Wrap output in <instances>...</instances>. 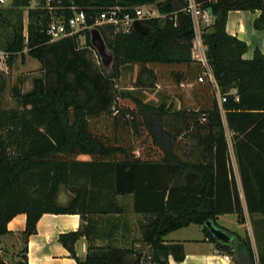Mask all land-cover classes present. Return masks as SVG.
<instances>
[{"label":"trees","instance_id":"trees-1","mask_svg":"<svg viewBox=\"0 0 264 264\" xmlns=\"http://www.w3.org/2000/svg\"><path fill=\"white\" fill-rule=\"evenodd\" d=\"M194 1L212 11L201 41L213 81L191 58L194 31L180 0H75L89 27L106 7L129 11L153 5L159 14L143 21L149 34L97 27L114 54L110 76L87 58V49L94 52L88 29L51 42L43 2L31 8L30 0H11V8L0 7L7 66L26 55L42 73L26 93L11 88L17 108H0V237L16 215L26 217L20 234L24 247L14 264H27V239L46 213L79 215L80 228L58 237L76 264H169L170 257L181 263L182 243L164 237L191 224L201 226L219 252L231 254L232 247L217 242L204 226L211 221L218 227L216 217L224 214L244 222L229 143L246 212L264 217V48L246 60V44L225 31L230 11L258 12L253 28L264 31V0ZM128 65L137 67L133 88L171 82L178 108L115 90ZM3 89L0 84V95ZM185 90L193 108L181 105ZM217 95L226 101L219 105ZM100 121H106L105 128L97 126ZM60 187L72 194L65 206L58 203ZM80 237L87 242L84 259L74 251ZM235 240L253 264L249 240ZM0 264H9L1 254Z\"/></svg>","mask_w":264,"mask_h":264},{"label":"crops","instance_id":"crops-1","mask_svg":"<svg viewBox=\"0 0 264 264\" xmlns=\"http://www.w3.org/2000/svg\"><path fill=\"white\" fill-rule=\"evenodd\" d=\"M258 15V12L252 13L246 11H230L227 13L225 31L228 35L235 37L246 44L247 48L243 56L246 60L252 58L255 49L263 52L264 31H256L253 28V22ZM155 17H159V14L154 10L153 18ZM104 26L106 25L101 27ZM79 42L81 44H85L84 37H80ZM217 101L219 104V95H217ZM230 146L231 145L229 143V147ZM231 164L235 176L238 195L243 208L244 222L242 224L238 222L236 215L238 230L241 234L236 231H230L218 223L222 217L235 214L217 216L215 222L220 229L226 231L234 239H236V237L241 239L247 238L253 253V264H259V256L264 257V217L257 214H247L234 158L233 161L231 160ZM25 221L26 217L24 214L16 215L7 224L8 234L0 237V254L9 264H13V261L17 259V257L9 253V249H11L14 244L12 239H18L21 237L20 234L25 229ZM80 225V217L77 214H43L36 223V233L27 239V264H76L71 258L69 252L59 243L58 237L61 234L77 231L80 228ZM192 225L197 228L196 237L193 239L172 238L174 234L181 229L171 232L164 237V241L167 243H182L185 255L184 260L181 263L174 262V260L170 257L168 260L169 264H235V252L231 251V254L219 252L216 244L211 242L204 235L201 226L191 224L182 229H188ZM243 230L245 233H243ZM235 242H238V240H235ZM86 249V239L84 237H80L74 244L76 256L80 259H84L86 256ZM224 256H229L230 261H225ZM236 258L240 264H250L249 260H247L248 258H246L245 252H238Z\"/></svg>","mask_w":264,"mask_h":264},{"label":"rangeland","instance_id":"rangeland-1","mask_svg":"<svg viewBox=\"0 0 264 264\" xmlns=\"http://www.w3.org/2000/svg\"><path fill=\"white\" fill-rule=\"evenodd\" d=\"M181 2L186 4V0H180ZM11 0H6L0 7L1 9H7L11 8ZM30 7L35 8L36 3L34 1L30 2ZM144 7V12L147 11H153L155 10L157 13L156 8L153 5H143ZM24 24L27 23V15L26 12L24 13ZM202 31V29H201ZM0 33H2V30H0ZM3 41V35L1 34L0 37V42L2 43ZM1 47L2 44H0V84L3 85V91L0 95V108H5V109H14L17 108V103L15 100L11 97L10 90L11 88H18L22 93H26L31 89L32 86V80L34 78H37L42 75L41 73V67L38 62L35 60L29 58L28 56H24V59L21 61V58L19 55L17 58L13 61L11 67L7 66L6 60L7 56L3 55V52H1ZM85 47L84 44H81L79 42V48ZM87 58L88 60L94 65L95 67H98L99 70L101 67L99 66V60L95 53L91 51L90 49H87ZM25 53V52H24ZM137 73V67L135 66H125L122 68L120 76L118 79L114 82V89L117 91H132L134 95L137 97L143 99L145 102H150L153 104H158L161 103L162 101L165 102L166 104H169L171 102L174 107L179 106V102L174 99V88L171 82L163 80L162 84L157 88H150L146 90H141L138 88H133V83L136 77ZM181 105L187 109L193 108V103L190 99L189 92L185 90L182 93V101ZM106 121H100L98 122L97 126L105 128L106 127ZM226 132V137L229 142V133L227 130ZM229 155L231 160L233 161V152L231 150V146L229 147ZM80 161H87L88 157L87 156H80L79 159ZM72 198L71 192L66 189L65 187H60L59 193H58V203L62 206L67 205V203L70 201ZM220 225H223L226 227L228 230L233 231V232H239L238 230V224H237V219L236 215H227L225 217H222L220 221L218 222ZM196 226L192 225L188 229H181L178 232L174 234L172 238H179V239H193L196 237ZM238 230V231H237ZM243 233L245 231L243 230ZM241 234V233H240ZM14 244L9 249V253L17 257L15 261H13V264L20 259V254L22 252V249L24 247V241L22 237L13 238L12 239ZM144 253L146 250L144 249Z\"/></svg>","mask_w":264,"mask_h":264},{"label":"built area","instance_id":"built-area-1","mask_svg":"<svg viewBox=\"0 0 264 264\" xmlns=\"http://www.w3.org/2000/svg\"><path fill=\"white\" fill-rule=\"evenodd\" d=\"M5 1L6 0H0V6ZM31 1H34L36 6L43 2L44 9H46L50 15L46 33L50 37L51 42L81 33L90 27H101L103 25L113 26L115 32L127 33L130 29H132V24L134 21L143 22L154 17V10L144 12V7L142 6L133 7L129 11L118 6L106 7L94 17L93 25L89 27L86 23L87 16L85 11L75 5V0H66L69 2L68 6H62V0H30V2ZM58 11L61 12L60 15L56 14ZM63 11H70L71 16L69 18H65L62 13ZM184 12L190 16L194 31V38L191 47V58L200 62L207 69L206 75L211 81H213L211 73L207 67L205 55L206 48L201 41V29H203L204 26L210 25L212 18L207 10H203L201 6L194 0H186ZM26 24H24L23 28V35L25 37ZM202 81L203 76H199L198 82ZM225 101V97H219V105ZM224 260L230 261V257L224 256Z\"/></svg>","mask_w":264,"mask_h":264},{"label":"water","instance_id":"water-1","mask_svg":"<svg viewBox=\"0 0 264 264\" xmlns=\"http://www.w3.org/2000/svg\"><path fill=\"white\" fill-rule=\"evenodd\" d=\"M207 12L212 17V11L210 8L207 9ZM132 28L133 31L137 34H149L151 31L148 25H145L140 21H134L132 24ZM88 34L90 46L96 53L99 64L102 67L104 74L106 76H110L112 71V64L114 62L113 52L108 49L106 42L97 27H90L88 29ZM204 226L217 242L232 247V251L235 252V256L237 257L238 249L241 248V245L238 242H235V239L230 234L216 227L211 221L205 222Z\"/></svg>","mask_w":264,"mask_h":264},{"label":"bare ground","instance_id":"bare-ground-1","mask_svg":"<svg viewBox=\"0 0 264 264\" xmlns=\"http://www.w3.org/2000/svg\"><path fill=\"white\" fill-rule=\"evenodd\" d=\"M141 22V21H140ZM143 23V22H142ZM133 29V28H132Z\"/></svg>","mask_w":264,"mask_h":264}]
</instances>
